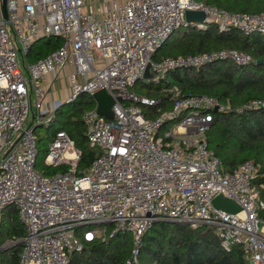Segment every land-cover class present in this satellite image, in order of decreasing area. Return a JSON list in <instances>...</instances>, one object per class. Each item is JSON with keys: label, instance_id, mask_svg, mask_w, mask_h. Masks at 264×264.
<instances>
[{"label": "built area", "instance_id": "obj_1", "mask_svg": "<svg viewBox=\"0 0 264 264\" xmlns=\"http://www.w3.org/2000/svg\"><path fill=\"white\" fill-rule=\"evenodd\" d=\"M185 11L201 12L204 21L187 23ZM6 12L5 20L0 9V222L7 206L17 210L25 228L18 264H68L82 241L118 232L131 234L135 256L142 235L156 221L207 226L223 251L243 245L246 264H264V202L254 184L258 166L248 160L222 174L205 137L214 115L264 109V101L233 108L214 96H181L174 86L168 89L171 108L150 118L143 106L158 101L132 90L139 80L157 83L167 72L215 60L253 62L234 50L152 57L181 27L205 31L213 24L219 32L264 35V12H231L195 0H6ZM50 38L60 40L57 48L28 62L32 45ZM148 64L154 77L145 80ZM67 67L71 92L63 103L104 90L114 101L112 118L99 116L96 104L84 111L87 144L98 149L84 173L76 171L80 152L73 141L55 131L43 162L65 163L68 169L48 177L35 168L32 129L48 127L63 104L57 101L48 112L45 81L57 80ZM218 195L235 201L241 211L214 209L211 200ZM80 228H85L82 240ZM8 244H0V252Z\"/></svg>", "mask_w": 264, "mask_h": 264}, {"label": "trees", "instance_id": "obj_2", "mask_svg": "<svg viewBox=\"0 0 264 264\" xmlns=\"http://www.w3.org/2000/svg\"><path fill=\"white\" fill-rule=\"evenodd\" d=\"M195 1L231 12H264V0ZM173 34L164 43L167 44L164 58L234 50L248 54L253 62L240 66L229 60H215L198 69L167 72L159 82L144 84L146 88L140 94L134 91L139 96L158 101L156 106H143L147 117L153 118L171 108L168 89L174 86L181 96H214L233 108L255 99L264 101V35H244L236 29L219 32L213 24H209L205 31L190 29L189 32L183 31L174 37ZM59 44L58 39H40L32 45L26 60L34 62L55 50ZM94 107L95 103L91 98L80 101L78 97L74 102L63 103L56 108L52 123L45 128L44 135L34 131L38 156L42 151V142L45 139L49 142L53 137L55 131L51 132L49 127L55 124L59 127L58 130L68 135L80 152L76 171L84 173L98 154V149L90 148L87 144L82 121L84 111ZM205 137L208 147L220 163L222 174L232 173L248 160L258 166L254 184L264 202V109L216 114ZM35 168L40 174L51 177L65 172L68 165L61 163L41 168L37 167L36 162ZM260 215L264 217V210ZM24 235L25 229L17 210L7 206L0 222V244L9 242L12 245L0 252L1 264H18L22 251L20 239ZM133 250L130 233L107 234L104 239L82 241V250L73 253L68 264H125L126 261H133L131 264H246L243 245H233L230 251L225 252L211 228H190L182 223L168 221L153 222L142 235L135 256L132 254Z\"/></svg>", "mask_w": 264, "mask_h": 264}, {"label": "water", "instance_id": "obj_3", "mask_svg": "<svg viewBox=\"0 0 264 264\" xmlns=\"http://www.w3.org/2000/svg\"><path fill=\"white\" fill-rule=\"evenodd\" d=\"M0 9H1V13H2L3 18L6 20L7 19L6 0H1ZM184 17H185V20L187 23H190V22L202 23L204 21L203 14L199 11H185ZM256 63H259V61H257ZM153 77H154V74L151 70L150 65L148 64L144 73H143L142 78L145 80H149V79H152ZM91 99L96 104V109H97L98 113L100 114V116L105 117L107 119H111L109 112H110L111 107H112L113 102H114L112 97L109 94H107L104 90H101V91L94 93L91 96ZM36 128H37V126L33 127L32 130H35ZM7 152H6V154H7ZM211 206L214 209L224 211L228 214H237L241 211L240 206L235 201L228 199L222 195H218V196L214 197L211 200ZM174 222L180 223L177 221H174Z\"/></svg>", "mask_w": 264, "mask_h": 264}, {"label": "rangeland", "instance_id": "obj_4", "mask_svg": "<svg viewBox=\"0 0 264 264\" xmlns=\"http://www.w3.org/2000/svg\"><path fill=\"white\" fill-rule=\"evenodd\" d=\"M183 31H185V28L184 27H181V28H179V29H177L175 32H174V34H173V37L175 36V34H179V33H182ZM171 38V37H170ZM168 41V40H167ZM166 41V42H167ZM170 42V41H169ZM166 45L167 44H164V46L162 47V48H160V49H158L157 50V52L155 53V55L152 57V59L154 60V61H159V60H161V59H163L164 57H163V54L166 52V50H167V47H166ZM144 84H146L145 82H143L142 80H139L137 83H136V85L133 87V91H135L136 93H138V94H140V92L141 91H143L146 87V85H144ZM63 81H61V79H59L58 80V82H56V85H55V87H56V95L55 96H57L55 99H53V97H52V95H50V98H49V96L46 98V104H45V108L46 109H48V112H50L51 110H52V108H55L56 106H55V103L57 102V101H60L61 103H63V102H65L64 100H65V98H64V96H62L64 93H65V91H64V93H62V91H63V89L65 90V88H66V95H69L70 94V92H71V86L70 85H66L64 88H63ZM89 99V97H88V95H80L79 96V100L81 101V100H88ZM96 112H97V114L100 116V114L98 113V111H97V109H96ZM109 115L111 116V118H112V112H111V110H110V112H109ZM168 127V125L166 126V127H164V128H162L161 129V131H160V134H162L163 133V131L166 129ZM45 128H47V127H45V126H43V125H40V126H37V128L35 129V133L36 134H41V135H44V132H45ZM50 128V131L51 132H54V131H56V130H58V126L57 125H52V126H50L49 127ZM50 136H51V134H50ZM43 145H42V147H41V152H40V154H39V156H38V158H37V167H41V168H45V164H44V162H43V159H44V156H45V154H46V151L45 150H47V144H48V142H47V140L45 139L43 142ZM102 227H93V229L94 230H99V229H101ZM85 228H81L80 229V231H79V229L77 230V234H78V236L79 237H81V232L84 230ZM6 243H9V242H6ZM8 245H12L11 243H9Z\"/></svg>", "mask_w": 264, "mask_h": 264}, {"label": "crops", "instance_id": "obj_5", "mask_svg": "<svg viewBox=\"0 0 264 264\" xmlns=\"http://www.w3.org/2000/svg\"><path fill=\"white\" fill-rule=\"evenodd\" d=\"M71 68L70 67H67L64 69L63 72L60 73V75H58L59 77L57 78V80H52L53 78L51 76H48L46 81H45V85L47 86V90L49 91V98H50V95H52L53 99H55L57 96L56 95V82H58L59 79H61V81H63V88L66 86V85H70L69 83V79H68V75L70 72H71ZM65 91V93H64ZM66 88L65 90L63 89L62 93H64L62 96H64V98H66L68 95H66ZM56 100V99H55ZM25 229V228H24Z\"/></svg>", "mask_w": 264, "mask_h": 264}]
</instances>
